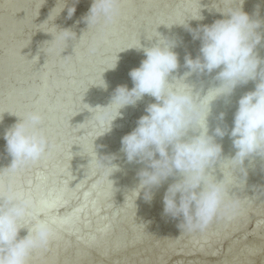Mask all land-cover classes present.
Wrapping results in <instances>:
<instances>
[{
	"label": "clouds",
	"instance_id": "9594fccd",
	"mask_svg": "<svg viewBox=\"0 0 264 264\" xmlns=\"http://www.w3.org/2000/svg\"><path fill=\"white\" fill-rule=\"evenodd\" d=\"M241 4L229 8L224 13L225 18L211 25L193 30L184 24L193 40H199L201 46L195 59L185 56L184 66L188 71L179 79L172 77L174 82L180 83V89L173 86L174 82H169V77L180 66L178 54L173 50L178 46L177 41L155 30L156 42L151 47H143L140 40L138 47H133L143 51L146 57L139 68L129 73L134 87L129 90L120 86L107 106L90 108L96 121L107 126L106 133L111 130L115 119L122 118L120 109L135 106L145 95L157 101L147 106V115L140 117L137 127L122 137L120 151L126 163L144 165L137 173L139 184L135 191L138 197L143 190L145 202L152 201L154 189L161 187L170 177L174 179L162 198V215L179 219L181 232H203L219 216L238 213L239 200L233 199L227 185L214 175L217 165L229 162L234 173L240 174L239 178L236 176L237 181L245 183V161L251 163L256 157L264 160V59L256 51L264 39L257 31L262 21L251 18L242 10ZM120 10L121 0H92L83 19L87 29H105L117 22ZM74 12L75 7H69L68 18ZM202 19L199 14L195 20ZM74 40H77L76 34L70 28H56L55 38L47 43L63 46L64 51ZM95 50L94 45L89 49L92 53ZM69 58L62 59L67 61ZM115 66L116 62L111 69ZM217 69L220 71L214 79L220 82L219 86L210 89L202 98L198 91L194 93L193 85L184 83L193 74H211ZM258 77L260 82L255 90L238 100L230 133L217 126L209 135L210 103L219 96H231L238 85H245ZM101 86L106 87L103 81ZM210 94L213 98L205 105ZM223 118L224 113H220L218 119L222 121ZM43 120L40 112L27 111L5 131L3 139L11 162L8 167L0 169V177L16 174L48 153L50 144L42 128ZM190 132L193 135H189ZM226 134L236 151L231 158L221 159L222 147L215 138L222 139ZM92 151L95 158L91 163L101 174V180L110 183L114 190L115 181L110 177L121 170L114 162L117 156H99L93 144ZM28 217L33 220L32 226L26 229L25 236L20 237V231L25 229L22 222ZM52 235V224L36 215L29 200L14 194L0 199V264H28L32 253L46 247Z\"/></svg>",
	"mask_w": 264,
	"mask_h": 264
},
{
	"label": "rangeland",
	"instance_id": "374dc122",
	"mask_svg": "<svg viewBox=\"0 0 264 264\" xmlns=\"http://www.w3.org/2000/svg\"><path fill=\"white\" fill-rule=\"evenodd\" d=\"M124 1L125 0H121V3H123ZM169 1H166V3L165 1L159 2L157 5L155 4L154 6H152L149 14L145 16L147 19L143 18L146 20V21L145 20L143 21L144 23L142 21H139L138 16H134L133 17L134 20L130 22L126 27L120 26L121 25L120 19L122 18L123 13H124L122 10H120V15L118 17L117 22L114 25H112L111 28H109V30L105 33L104 43L108 44L109 48L106 51L98 53L94 56L93 58L94 65H92V68L87 73H84V66L86 63L87 52H89L90 47H92L93 45L95 46V48L97 47V43L92 42L91 38L95 37L101 30L99 28H91V27L87 29V24L85 23L84 19H82V21L79 23L73 24V18L76 16L78 10L81 7L79 0H78V3H75V4L72 3V7L73 6L75 7V12L71 18H68L67 13L60 18H56L54 16L53 12H55V10L57 9L58 4L63 3L64 0L63 1L62 0H44L43 2L37 1V0H28L25 3L23 17L27 20L28 25H32V26L34 25V26L33 27L31 26L28 27L27 25L24 26L18 35H10V37L6 39L4 44L0 46V71H4L5 70L4 62L7 60L8 56L2 53V47L19 44L23 40H26L27 38L31 37L30 46L23 49V51L21 52V56H27L28 61H26L24 64L15 62L11 65V67L8 70V72H13L21 68V71L23 72V76L19 78L18 80L14 81L13 83H11L7 87H4L3 82L0 81V104L6 102L11 94L20 93V97L18 98L14 107L12 109L4 111V113L1 114L2 116L1 121H4L5 123L4 128H3L4 132L11 126L10 122L16 120L17 115L20 112L32 111L39 97H41V95L47 94V93H42V92H33L35 87H37L38 82L36 81V79L28 82V80H26V76H25L26 74H28L29 72H33L34 75L38 77L43 73L44 69L50 64H53L55 65L54 67H56L58 64H60L59 61H61L63 65L71 64L74 61L76 62V74L73 76L72 79L69 80V86L60 91L55 90L54 92L49 94L48 95L49 96L48 98L49 106L39 111L44 118L48 120H56L62 115L63 109L61 106H60L61 108L53 107L52 105L54 104V102L55 101L57 102L58 100H61V101L65 100L68 97L67 94H70L69 97L75 101L74 102L75 105H73L74 107L71 110L72 113L70 112L73 117L70 119L68 125L62 132L64 136L61 135L60 139H58L57 142L55 141H54L55 143L52 142L53 144L49 143V144H52V149H54L58 145L61 146V147L58 146V149L60 150V155L62 154L65 155L63 159L60 156V159H62L63 162L62 160L58 159L59 155L57 153L51 151L49 159L47 158L46 163L45 162L43 163L42 161L43 157H42V159L36 162L37 164L35 163L36 165L32 164L31 166H29L30 168L26 167V170L23 169L25 170V172L22 170V172L24 173L20 175L21 180L26 179L27 176H33V181L30 186V188H33L41 184L43 181V177L38 176L37 178V175L45 173L46 170L48 169L50 170L51 168L55 166L54 164H56L58 166H63L65 169L69 170L70 176L76 173L79 176V178L82 180V183L80 184V186L77 187V189H75L70 194V197H69L70 201L67 203V205L65 203H60L58 204L57 207L50 208L48 210V216H58L64 213H72L73 209L80 206V203L83 202L82 196L87 190H89L93 186L96 189H99L103 185L104 180H101V174L94 167V165L92 163L85 164V159L88 155L94 156V153L92 151V141L90 137H93V134H98L100 132H101L100 135L102 136H106V134L110 131H113L114 133L118 132L117 124L121 118L118 117L117 119H115L111 125V130L105 133V131H107V126L101 125V124H98V122H95L96 120H93L95 119L94 117H92L90 120L89 119L86 120L87 118L84 119V118L79 117L80 120L84 119V124H83L84 126H83L81 125L83 122H80V124H78L79 118L75 114H77V109H79L89 100L90 95H93L95 93L97 94L98 92H101L102 90L103 91L115 90V87L118 84V80L122 76L126 77V82H127L126 84L128 87H131L132 85H134L129 73L131 70L140 67L141 61H143V57H141L138 60H136L135 57L133 56H125L123 58L118 59L116 52L115 51L113 52V49H112V47H114L113 44L116 41V37H115L116 33L122 32L126 34L127 33L131 34V32L134 33L138 31L142 33H147L148 35L150 34L151 39L150 38L149 39L151 43L150 42L148 44L144 43L142 44V46L151 47V45H153L156 42L155 37H153L155 35V30L166 37L169 31V26L172 24V21H173L172 16L174 17L177 14L175 12L178 11L179 9H180L179 10L180 17L177 19L178 25L183 26L184 24H186L189 26L190 29L195 30L198 27H200V25L202 24L213 23L214 21L219 20L220 17L222 16L221 14V16L219 17L221 12L224 14L229 8L236 7L241 3H242L241 4L242 10L248 15L251 13V11L253 10L255 6L256 7H261V5L263 6V3L261 0L259 1L258 0H243V2L242 0H232V5L229 8L226 5L223 6V4L220 2H217V0L216 2L214 0H207L205 1L204 7L199 9L198 4L202 0H171L170 2ZM141 2L142 0H133V4L135 6L140 5ZM91 3H92V0H88L86 6L84 7L85 9L83 8L84 9L83 18L88 13L91 7ZM185 5L189 7L188 10ZM212 6L213 7L215 6L216 15L214 16H211L208 13L210 9L214 10ZM184 7L186 9H185V12L183 11L184 12L183 13L182 10L184 9ZM37 8H41L43 12H40L39 15L32 17V13ZM262 8H263L261 10L262 15L260 14L261 16L259 17V20L262 21V26H261L262 29L261 28L258 29L260 30V33L263 32L262 30L264 29V6ZM223 9H225L226 11H224ZM14 12H15V4H11L4 11H2V14L1 13L0 14L6 17H12L14 15ZM47 12H49L50 14L48 15ZM199 14L200 16L203 17V19L195 20L199 18ZM215 16L219 17V19L213 18ZM223 18L225 17L222 16L221 19ZM189 19L190 20L192 19L191 23L193 21L194 23L193 24L189 23L188 22ZM15 20L16 22H20L21 17L17 16L15 17ZM159 21H161V24L157 28L152 25V23L159 22ZM37 23L39 25L36 27L35 24ZM60 26H63L65 28H70L76 34V37L80 36L83 39L82 41L83 43L80 49V57L78 59H75L72 53L66 52V50L63 51V46H59L53 49L49 54L39 58L37 56V50L43 47L47 43L46 40L44 39L45 37L43 36V34L46 33L52 37H55L56 28L59 30ZM261 34L262 36H264V33H261ZM152 39H154L155 41L154 42L151 41ZM175 40L177 41L178 48L181 49L182 55L196 44L198 46L195 48L194 52L197 56L199 55V48H200L201 42L199 40H193L192 35L188 37L179 35ZM73 43L70 41L68 46H71ZM256 51L258 52L259 56L263 59L264 58V39H262L261 44L257 46ZM138 53L139 55L144 56L143 51H138ZM67 56H70V58L67 61L62 59ZM115 60H116L117 67L121 66L123 62L124 63L128 62L131 65L130 70L128 72H125L123 70H118L117 76L115 78H108L103 81L106 87L101 86L102 83H100V77L101 78L106 77L112 71L111 68L115 64ZM184 61H185V57L183 55L180 57V60H179V65H180L179 68L177 69L176 72L172 73V75L169 77L170 83L174 82L172 79L173 76L179 79L181 74L185 73L183 71H186V72L188 71V69L184 66ZM207 75L208 77H213V73L207 74ZM51 77L52 78L53 77L62 78L55 71L51 73ZM81 78H85L86 82L83 84H79V81ZM213 79H211L209 84L204 87L203 89L204 91L202 90L201 92H199L201 98L210 89H213L219 86L220 82L215 79L213 81ZM195 82L198 83V80L196 78L193 79L192 81L184 82V83L189 84V85H194ZM259 82L260 80L258 79L257 83ZM257 83L254 84L252 91L255 90ZM173 86L178 89L181 88V85L179 82H174ZM239 86L240 85H238V87ZM195 87L196 85H194V93L196 92ZM242 87L245 88L246 84L243 85ZM64 97L66 98L63 99ZM224 97L225 96H220L218 97L219 99H216L210 103L211 112L216 111L218 113V116L220 113H224V117L230 116V115L234 116L235 112L237 111L238 100L240 98L232 101V103L229 104V106L221 107V103ZM111 98L109 100H111ZM153 103H157V101L153 97L145 95L141 100H139L135 104V106H129L128 113L130 114H128L129 117L127 116L125 128L120 133V136H119L120 139H122V137H124L125 135L130 134L137 127L138 119L134 117L135 115H137V112L143 109L144 107L146 109L148 105L153 104ZM103 105H104L103 100L96 99L91 104V108H95L96 106H103ZM98 110L99 109H97L96 111ZM91 111H92V114H94L92 109ZM207 124L210 127L208 118H207ZM77 126L79 130L76 129ZM80 126L83 128L80 129ZM217 126L216 124L213 125L211 135L213 134V130ZM43 130H44L45 135H48L50 133L58 134L60 133L59 131H62L56 125L50 124V123L46 124ZM84 137H85V140L83 142ZM215 139H217V137ZM65 141L67 142L65 143ZM226 142L232 143V140L229 138V135H226L222 140H220L219 144L222 147ZM100 146H103V147H100ZM93 147L99 156L113 155V154L116 155L117 160L114 162L119 164L120 167L122 164L126 163L124 154L120 151L121 147H118V145H110L107 139H105L101 145H93ZM63 150L65 151L67 150L66 153H64L65 151L61 152ZM229 151H230L229 158H231L232 156H234L235 151H236L233 148V145L231 146V149ZM3 158L4 157H2L0 161ZM79 158L80 160H78ZM255 159L256 158L252 160H255ZM58 161H60L61 164L57 163ZM252 163H253L252 161L250 163L248 160H246L245 168L248 166V164L251 165ZM48 165L49 167L46 168L45 166H48ZM50 165H53V166L50 168ZM143 167L144 165L140 164L138 167V172ZM0 169L2 168L0 167ZM124 172L125 170L121 169L119 172H116V174L122 176L124 175ZM214 175L217 180H223L225 177L232 179V181L230 182L228 181L225 183L229 189V192L232 195V198L240 199L239 200L240 205H247L249 206V208H251V209L248 208L247 211L245 212L246 214L244 213L245 215L244 214L242 215L243 219L242 220L240 219L241 221L238 224L240 225V227L234 228L231 231L227 230V233H226V230L224 229L227 228L228 223H230L232 219L231 217L225 223V227H222V228L220 227L221 229L218 228L217 230L212 232L214 234L210 236L211 238L209 237L211 231H207V229L211 230L213 228L212 225H210V227H208L203 232H199V233L195 232L198 235L197 236L195 233L181 232L180 228L178 227V224L180 223L179 219H174L172 221L174 228H170V229L167 226H165L162 222L152 223L148 226V228H146V231L142 234L141 243L132 251V254H130L128 250L114 249L110 246V240L114 236L117 235L118 225L121 222V212L124 209V207L122 205L123 203L121 204L120 199L116 198L117 199L116 202L111 204V201L108 202L109 197H107L106 199H103L102 201H99L93 204L92 206L87 207L86 209L83 208L79 211L78 214L80 217L88 218V221L84 225L81 226V231L84 237L82 239H78L73 235H68L64 238V241L69 247H74V246L79 247V246L87 244L90 238L96 237L99 231H104L107 234L106 235L107 239L103 241L102 244L106 248L108 253H113V256L115 254L114 258L108 259L106 257H99L91 250L88 252L87 256L84 259L79 261L78 264H85L86 262H91V263H96V264L97 263L98 264H124V262L125 261L128 262V260H130L133 264L139 263L142 261L146 264H224V262L226 261L232 262L240 258H241L240 260H242L245 254L247 253V251L250 250L249 247H252V246H253L252 248H254L255 246L256 249H254L255 251L253 253L251 261L245 264H262L264 261V237H262L261 232L262 233L264 232V218H263L264 217V203L260 205H256V206H255V203L261 200H264V197L262 194V192L264 191V171H261V173L257 172L256 173L257 176L253 175V177H251L244 184L243 182L237 181V178H239L240 174L238 172L234 173L230 163L227 169H220L217 172H216V167H215ZM129 180H130L129 178H126L124 181L115 182L113 185L114 190L112 189V186H109V188L105 190V192L107 193V196L111 192L115 193V192H118L119 189L125 188L129 184ZM65 181H66L65 178H59V180L54 185L53 183H49L50 186L47 188V191L43 193V195L41 196V201L38 203V206H36L35 213L40 219H43L41 216V212H40L42 209V203L52 202L59 194L60 185L64 183ZM173 182H174V179H168L161 187L156 189L157 192L155 191L154 193L155 199L153 198L150 203H147L143 199V195H144L143 192H140L139 196L137 197L138 193L135 190L139 184V181H138V184L135 186L133 193H131V195L128 196L127 204H125V207H131L135 205L134 207L137 206L138 208L139 207L141 208L139 209V212L134 214L130 222H125V224L122 225L121 227V231L123 234L122 236L125 239H129V240L132 239L133 237L132 235H133L135 227L138 224L140 225L141 223L147 222L150 219L149 216H151V211L155 210L158 214L162 215V212H163L162 198L164 196V193L167 190V187ZM93 194L94 192L90 194L89 200L92 198ZM23 198L24 197H22V199ZM107 204H110L109 208H106ZM95 212L101 214V219L97 223H92L91 215ZM109 215H112V217L114 216L113 217L114 219L111 222L110 221L108 222L107 220ZM243 216H245V218ZM214 221L212 223H214ZM32 223H33V220L31 217L26 218L22 222V227H24L25 229H22L20 231L19 236H25L27 234L26 229H30L32 226ZM256 224L259 225L258 226L259 229H258V232L254 233L253 228ZM222 230L224 231V234H225L224 236L222 235L223 234ZM156 234H166L167 236L165 235L164 236L165 238L163 237L162 239H160L161 243L160 241H156L155 243H153L152 236ZM198 237H199V240L195 241V239H197ZM208 237L210 238V240L207 239ZM212 237L214 240H212ZM165 239H166V242H164ZM170 239H174V241L172 243H169ZM147 241L149 243L146 247ZM205 243L207 244L205 245ZM152 244L153 246H150ZM160 244H161V247H160ZM190 244H193V246L190 247L191 250L189 249ZM164 247L166 248L165 251H164ZM52 249L53 247L50 244L44 247L43 257L38 264H46L47 256L50 254ZM35 252L36 251H34L32 254H36ZM160 252L164 253L162 255L163 257L160 256L161 255ZM73 254L75 253L70 252L66 258L63 256H60L57 264H70V261H71L70 258H72ZM129 256H131V258ZM127 257L128 259H126ZM235 258H238V259H235ZM62 259H66V262L62 263ZM164 259L166 260L164 261ZM229 263L227 262L225 264H229Z\"/></svg>",
	"mask_w": 264,
	"mask_h": 264
},
{
	"label": "bare ground",
	"instance_id": "6f19581e",
	"mask_svg": "<svg viewBox=\"0 0 264 264\" xmlns=\"http://www.w3.org/2000/svg\"><path fill=\"white\" fill-rule=\"evenodd\" d=\"M27 1L28 0H1L0 1V13L1 14H2V11H4L9 5L15 4V12H14V15L12 17H6V16L0 14V46H2L4 44V42L6 41L7 38L10 37V35H18L19 32L21 31V29L24 26H26V25L28 27H30V26L33 27L34 26V25L33 26L32 25H28L27 20L23 17L24 7H25V3ZM37 1H42L43 2L44 0H37ZM79 1H80V4H81V7L78 10L76 16L73 18V24L74 23H79V22L82 21V19H83V11L85 9L84 7L86 6L88 0H79ZM163 1H165V3H166V1H169V0H142L141 4L138 5V6H135L133 4V0H125L123 3H121V10L124 13H123L122 18L120 19V24H121L120 26L121 27H126L130 22H132L134 20L133 19L134 16H138L139 21L143 22L145 19H147L145 16L147 14H149L150 9L152 8V6H154L155 4L157 5L159 2H163ZM205 1H207V0H202L198 4L199 5V7H198L199 9L204 7ZM214 1L216 2V0H214ZM261 1L263 3V6H264V0H261ZM217 2L222 3L223 6L224 5L228 6V8L232 5V0H217ZM72 3H73V0H64L63 3L58 4L57 9L55 10V12H53L54 16L56 18H60V17L64 16L67 13V9L69 7H72ZM64 5H65V7H64ZM215 6L214 7L212 6V8H214V10L210 9L208 11V13L211 16L216 15L215 14V12H216L215 11ZM263 6L262 5H261V7H256L255 6L253 8V10L251 11V13L249 14V16L251 18H253V19H259V17L262 15L261 14L262 13L261 10L263 9L262 8ZM186 8L188 10L189 7L186 6ZM186 8L184 7L182 12L183 11L185 12ZM179 10L176 11V12L174 11L177 14L174 17L172 16L173 21H172V24L169 26V31H168L167 36H166V37H168L170 39H176L179 35H182L184 37L191 36L190 32L187 30V28L184 25L180 26L177 23V19L180 17L179 16V13H180ZM223 10L226 11L225 9H223ZM40 12H43V10L41 8H37L32 13V17H34L36 15H39ZM175 13H173V14H175ZM183 13H181V14H183ZM47 14L49 15L50 13L47 12ZM221 14L224 17V14L222 12L220 13L219 17L221 16ZM17 16L21 17V21L20 22H16L15 17H17ZM222 16L220 17V19L222 18ZM219 17L215 16L213 18L219 19ZM143 18H145V19H143ZM191 21H192V19L191 20L189 19L188 22L191 23ZM193 23H194V21L191 24H193ZM160 24H161V21L152 23V25L154 27H156V28L158 26H160ZM205 24H202V25H205ZM211 24L212 23H207L206 25H211ZM38 25H39L38 23L35 24L36 27ZM202 25H200V27ZM109 28H111V26L108 27V28H105V29H100L101 31L95 37L91 38L92 42L97 43V47L95 48L96 50H95L94 53H92L90 51L87 52L86 63H85V66H84V73H87L92 68V65H94V62H93L94 56L96 54H98V53L106 51L109 48L108 44L104 43L105 33L109 30ZM188 28H189V26H188ZM62 29H65V27L60 26L59 30H62ZM257 31L260 32V30H257ZM262 31L263 32H261V33H264V29ZM43 36L45 37L44 39L46 40V42H50L52 40V36H50V35H48L46 33L43 34ZM115 37H116V41L113 44L114 47H112V49H113V52L114 51L116 52V55L118 56V59L119 58H123L125 56H133V57H135L136 60L140 59L141 57H143V60L146 59L145 55L144 56L139 55L138 50L133 48V47H138L139 40H140L141 45L144 44V43L148 44L150 42V39H151L150 38V34L148 35L147 33H142V32H138V31H136L134 33L131 32V34L130 33L126 34V33L118 32V33L115 34ZM30 38L31 37L27 38L26 40H23L22 42H20L19 44H16V45L2 47V53L8 56L7 60L4 62L5 70L4 71H0V81L3 82L4 87L9 86L11 83H13L14 81L18 80L19 78H21L23 76V72L21 71V68L15 70L13 72H8V70L11 67V65L13 63H15V62H19L20 64H24L26 61H28L27 56H21V52L23 51V49H25V48L30 46ZM76 38H77V40H75L74 43L71 46H68L65 50H66V52L72 53L74 55L75 59H78L80 57V49H81V46H82V43H83L82 42L83 39L80 36H78ZM151 41L154 42L155 40L152 39ZM197 46L198 45L196 44V45L192 46L189 50H187L183 54L184 57L186 55H190L193 59H195L197 57V55L195 54L194 50H195V48ZM200 46H201V44H200ZM55 48H57V46L55 44L46 43L43 47H41V48H39L37 50V56L39 58H41V57L49 54ZM130 48H132V49H130ZM173 50L178 54V60H180V57L183 56L182 52H181V49L178 48V46H177ZM59 62H60V64L57 63L58 65L56 64L57 65L56 67H54L55 65H53V64L48 65L44 69L43 73L40 76H38V77H36L33 72H29L28 74L25 75L26 76V80H28V82L33 81L35 79L38 82L37 83L38 85H37V87H35L33 92L47 93V94L41 95V97H39V99H38L37 103L34 105L32 111H38L39 112L42 109L47 108L49 106V104H48L49 103V101H48L49 100L48 99L49 96L48 95L51 94L52 92H54L55 90H57V91L59 90L60 91V90H62L64 88H67L69 86V80L72 79L73 76L76 74V62L75 61L73 63H71V64H68V65H63L61 61H59ZM115 62H116V60H115ZM130 68H131V65L128 62H125V63L123 62V64H121V66H119V67H117V65H116L115 68L112 69V71L106 77H102L100 79V83H102V81H104L105 79L115 78L117 76V71L118 70H123L125 72H128L130 70ZM54 71L57 72L59 74V76H61L62 78H56V77L52 78L51 77V73L54 72ZM219 71H220V69H217L214 72H212L213 73V77H215ZM183 72H186V71H183ZM183 74H181L180 77H182ZM213 77H208L207 74H202V75L193 74V75L189 76L184 82H189V81H192L193 79L196 78L198 80V83L195 82L197 84L194 83V85H196V87H195L196 91L201 92L204 89V87L209 84L210 80L213 79ZM258 79H259V77L255 81H249L246 84L245 88L242 87L243 85H240L239 87L237 86L234 89V91L231 94V96L224 97V99H223V101L221 103V107L229 106V104H231L232 101L241 98L244 94H246L248 92H251L254 84L257 83ZM213 81H214V79H213ZM85 82H86L85 78H81L80 81H79V84H83ZM126 83H127L126 82V77L122 76L118 80V84L116 85L115 90L118 87H120V86H125L129 90H131L134 87V85H132L131 87H128ZM115 90H111V91H106V90L103 91L102 90L101 92H98L97 94L95 93L93 95H90L89 100L83 106H81L79 109H77V114H75L76 112L74 114L77 115L78 118L79 117L80 118H84V119L87 118L86 120H88V119L90 120L92 117L95 118V113L92 114V111L90 109L91 108V104L96 99H99V100H103L104 101V105L103 106H107V103L109 104L110 103L109 101H111L109 99L115 94ZM67 95H68L67 98L66 97L63 98V99L66 98L65 100H63V101L58 100L57 102L55 101L54 104L52 105L53 107H59V108L62 107V109H63L62 115L56 120H48L46 118H44V120H43L42 128H44L46 124L50 123V124L56 125L58 128H60L62 130V131H59L60 133H58V134L50 133V134L46 135L47 138H48L49 143H52V142L55 143V142H57L58 139H60L61 135L64 136V134H62V132L64 131V129L68 125L70 119L73 117L72 114H71L72 113L71 110L74 107L73 105H75V103H74L75 101L69 97L70 94H67ZM19 97H20V93H14V94L10 95V97L8 98V100L6 102L1 103L0 104V116H1L2 113H4V111L12 109L14 107L15 103L17 102ZM212 98H213V96H212V94H210L208 99L204 102L205 105ZM216 99H219V98L217 97ZM216 99H214V100H216ZM135 109H136V107H135ZM119 111L121 113L122 118L120 119V121L117 124L118 132L114 133L113 131H110V132H108L106 134V136L100 135L101 132L98 133V134H93V137H90L93 145H101L102 142L105 139H107L109 141L110 145H118V147H122L121 139L119 138V136H120L121 131L126 126V119H127V116L129 117L128 114H130V113H128L129 106H126V107L120 109ZM25 112H27V111L20 112L17 115L16 120L10 122L11 126L14 123H16L17 120H18V117H22ZM144 115H147V113L145 111V107L143 109L139 110L137 112V115H135L134 117L139 120L140 117H142ZM80 118H79V123L78 124H80V122H83L81 124V125H83L84 124V119L83 120L81 119L82 120L81 121ZM93 120H96V119H93ZM208 120H209V125H210V127L208 126V129H209L208 134L209 135H211L212 127L215 124H216V126L219 125L222 129H225L227 132H230L232 127L234 126L233 125L234 116H232V115L225 116L223 118V120L221 121V120L218 119V113L216 111L211 112V115L208 117ZM95 122H97V121H95ZM4 124H5L4 121H1V119H0V159L2 157H4L0 161V167L2 169L8 167L10 165V162H11V157L6 152V141L3 139L4 133H5L3 131ZM98 124H100V123H98ZM81 128H83V127L80 126V129ZM76 129H78V126L76 127ZM195 134H198V132L195 133ZM189 135H193V133L190 132ZM89 136H91V135H89ZM82 137H83V135H82ZM90 139H89V141H90ZM222 139L217 137V139H215L216 143L219 144L220 140H222ZM84 140H85V137L83 139V142H84ZM66 142L67 141H65V143ZM86 142H87V140H86ZM52 144H50L51 147H50L48 153L43 157V160H42L43 163L44 162L46 163L47 158L49 159L51 151L55 152V153H57L59 155L58 159H60V156H61L62 159L65 156L64 154L60 155V150L58 149V146L61 147L60 145H58L54 149H52ZM60 144H61V142H60ZM231 146H232V143H230V142H226L222 146L221 159H229V153H230L229 150L231 149ZM64 151L65 150H63L61 152H64ZM66 151L64 153H66ZM83 157H84V155H83ZM94 158H95L94 156L88 155L86 157V159H85V164L86 163H91V161L94 160ZM156 158H159L158 155H157ZM62 159H60V160H62ZM78 160H80V158ZM62 162H63V160H62ZM252 162L253 163L251 165L248 164V166L246 167V169H247V177H246L245 182L248 181L251 177H253V175L257 176L256 175L257 172L261 173V171H264V160H262L259 157H256V159L252 160ZM57 163L61 164L60 161H58ZM54 165L55 166L53 168H51L53 165H50L51 169L50 170L48 169L49 171L46 170L45 173L37 175V178H38V176L39 177H43V181H42L41 184H39V185H37L36 187H33V188H30L31 183L33 181V176H27L26 179H24V180H21V178H20V175L25 172L26 168H24L25 169V170H23L24 172H22V170H21V171H19L16 174L5 175V176L0 177V199L5 198L9 194H14V195H16L19 198L24 197L23 199L29 200L31 202L32 208H33L34 211H36V206H38V203L41 201V196L43 195L44 192L47 191V188L50 186L49 183H53V185H54L59 180V178H65L66 179V181L60 185L58 196L50 203H46V202L42 203V209L40 211L42 218L44 220H47L53 226V235H52V237L50 238V241H49V244L52 245L53 249L50 252V254L47 256L46 264H57L58 263V259H59L60 256H63V257L66 258L67 255H69L70 252L75 253V254H73L72 258H70V260H71L70 264H78L79 261L84 259L87 256L88 252L91 251V250L99 257H106L108 259L114 258L115 254L113 256V253H108L106 248L102 244V242L107 239V236H106L107 234L104 231H99V233L97 234L96 237L90 238L88 240L87 244L79 246V247H75V246L74 247H69L64 241V238L66 236H68V235H73V236H75L78 239H82L84 237V235H83V233L81 231V226L84 225L88 221V218L80 217L79 214H78L79 211L81 209H83V208L86 209L87 207H90L93 204H95V203H97L99 201H102L103 199H106L107 197H109L108 202L111 201V204L116 202V200H117L116 198L120 199L121 204L123 203L122 205L124 207V209L121 212V222L118 225L117 235L114 236L110 240V246L112 248H114V249L128 250L129 253L132 254V251L141 243L142 234L146 231V228H148V226L150 224H152V223L162 222L169 229L170 228H174V226L172 224V221L174 219H172L170 217H166V216L160 215L154 210V211H151V216H149L150 219L147 222L141 223L142 225L138 224L135 227L133 235H132L133 237H132L131 240L125 239L122 236L123 235L122 231H121L122 225L125 224V222H130L132 220V217L134 216V214L139 212V209L141 208V207L138 208L137 206L134 207L135 205H133L131 207H125V204H127L128 196L131 195V193H133L134 188L138 184V181H139V179L137 177V173H138V167H139L140 164H137V163H131V164L124 163V164H122L120 169H124L125 170L124 175L120 176V175H117L116 173H114L110 177V179L115 181V182H121V181H124L126 178H129L130 179L129 180V184L125 188H121V189L118 190V192H115V193L111 192L107 196V193L105 192V190H107L109 188V186H111V184L108 183L106 180H104L102 187L99 188V189H96L94 186L93 187L90 186L92 188L87 190L82 196L83 202L81 201L82 203H80V206H78L75 209H73L72 213H64V214H61V215H58V216H48V210L50 208L57 207L58 204H60V203H65L67 205V203L70 201V199H69L70 194L75 189H77V187H79L80 184L82 183V180L79 178V176L76 173H74V175L70 176L69 175V170L65 169L63 166H58L56 164H54ZM228 166H229V162H223L220 165L216 166V172L218 170H220V169H227ZM42 167H43V165H42ZM45 167L48 168L49 165L45 166ZM36 172H38V171H36ZM19 178H20V180H19ZM34 178H35V176H34ZM169 179H173V178L170 177ZM228 181L230 182V181H232V179H229L228 177H225L223 179L224 183H226ZM153 191L155 193L156 189H154ZM93 192H94V194H93L92 198L89 200V198H90L89 196ZM141 192H143V190ZM262 194H263V197H264V191L262 192ZM114 199H115V201H114ZM236 199H238V198H236ZM238 200H240V199H238ZM263 203H264V200H261L259 202H256L255 206L263 204ZM109 206H110V204H107L106 208H109ZM248 208H249V206H247V205H240V209H239L237 214H235L233 216H219L214 221V223L211 224L213 226V228L211 230L207 229V231H211L209 237L212 236L214 234L212 232H214L218 228L221 229L222 227H225V223L227 222V220L230 217L232 219H231L230 223H228L227 228L224 229V230H226V233H227V230L231 231L234 228L240 227V225H238V224L243 219L242 215L247 211ZM249 209H251V208H249ZM253 210H251V211H253ZM113 217H112V215H109L108 219H107L108 222L109 221L111 222L114 219ZM243 217L245 218V216H243ZM91 219H92V221H91L92 223H97L101 219V214L95 212V213H93L91 215ZM258 226L259 225H257V224L254 226V228H253L254 233L258 232V229H259ZM222 232H223L222 235L224 236L225 235L224 231L222 230ZM197 233H199V232H197ZM165 235L166 234L153 235L152 236V239H153L152 242L155 243L156 241H160V239H162ZM261 235H262V237H264V232L263 233L261 232ZM20 237H23V236H20ZM199 237L197 239H195V241H198ZM209 237L207 239L210 240L211 237L210 238ZM212 240H214L213 237H212ZM240 240H238V241H240ZM148 241H147L146 247H147V245L149 243ZM173 241H174V239H170L169 243H172ZM238 241H237V243H238ZM164 242H166V239L164 240ZM164 242H163V244H164ZM160 243H161V241H160ZM206 244L207 243H205V245ZM208 245H209V243H208ZM150 246H153V244L150 245ZM191 246H193V244H190V246H189L190 250H191V248H190ZM160 247H161V244H160ZM210 247H211V245H210ZM252 247H249L250 250L247 249L248 251H247V253L245 254V256H244V258L242 260H240L241 258L240 259L235 258V259H238V260L232 261V262L231 261H226V262H224V264L227 263V262L228 263L230 262L229 264H245V263L250 262L251 259H252L253 253L255 251L254 249H256L255 246H254V248H252ZM43 249L44 248L35 250L36 254H32L31 255V257L29 258L28 264H38L41 261L42 257H43ZM165 250H166V248L164 247V251ZM156 251H158V250H156ZM225 252H226V250H225ZM160 254H161L160 256L163 257L162 255L164 253L160 252ZM129 257L131 258V256H129ZM126 259H128V257ZM165 260L166 259H164V261ZM64 262H66V259H62V263H64ZM85 264H96V263L86 262ZM124 264H133V263L130 260H128V262L125 261ZM135 264H146V263H144L142 261V262L135 263ZM262 264H264V261H263Z\"/></svg>",
	"mask_w": 264,
	"mask_h": 264
}]
</instances>
